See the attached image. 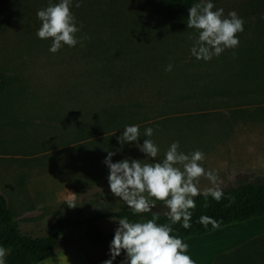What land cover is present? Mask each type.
I'll return each mask as SVG.
<instances>
[{"label": "rangeland", "instance_id": "374dc122", "mask_svg": "<svg viewBox=\"0 0 264 264\" xmlns=\"http://www.w3.org/2000/svg\"><path fill=\"white\" fill-rule=\"evenodd\" d=\"M212 2L225 16L236 11L244 31L235 50L204 62L190 54L196 30L153 0H82L72 11L82 25L77 37L88 39L55 54L36 37V13L49 0H0V195L24 235L46 236L58 219L129 209L109 190L107 151L120 150L113 162L151 161L118 144L125 125H140L141 144L152 127L161 157L177 141L186 154L203 152L218 181L201 177V191L264 182V0ZM104 56L115 69L108 80L85 64ZM167 211L161 202L151 210ZM117 221L100 226L114 235ZM84 232L72 228L60 252L39 264L83 263L68 251L102 264L109 244L94 248Z\"/></svg>", "mask_w": 264, "mask_h": 264}, {"label": "clouds", "instance_id": "9594fccd", "mask_svg": "<svg viewBox=\"0 0 264 264\" xmlns=\"http://www.w3.org/2000/svg\"><path fill=\"white\" fill-rule=\"evenodd\" d=\"M82 0H49L48 6L37 11L40 27L36 37L50 40L48 51L57 53L65 46L74 48L87 36L77 37L82 25L78 26L73 7L79 8ZM187 29H195L196 37L190 54L197 60L209 62L226 50L239 46L238 33L244 31V21L236 11L224 15L223 8H216L212 0H198L188 8ZM234 54V52H233ZM169 64L166 71H172ZM140 125H125L117 142L121 146H134L145 155L149 163L139 159H123L113 162V156L120 151H107L103 161L108 168L110 192L132 210L133 216L149 213L161 202L168 211L170 223H158L159 216L152 214L151 219L130 221L127 217L117 221L113 239L109 243L108 256L102 264H114L124 253L121 264H194L187 254L188 245L175 234L173 225L179 223L184 229L191 225L192 211L196 208L194 197L201 195L207 200L211 197L219 202L224 193L218 187L203 191L198 187L201 177L216 185L218 176L215 170H206L202 162L205 154L199 150L192 153L180 151L179 142H172L160 154L159 147L153 142V128L147 127L140 143ZM205 228L210 224L213 229L220 222L208 216L198 220ZM6 249L0 247V264H5Z\"/></svg>", "mask_w": 264, "mask_h": 264}, {"label": "trees", "instance_id": "16d2710c", "mask_svg": "<svg viewBox=\"0 0 264 264\" xmlns=\"http://www.w3.org/2000/svg\"><path fill=\"white\" fill-rule=\"evenodd\" d=\"M157 7L171 20L187 29L188 8L198 0H153ZM193 31L194 29H188ZM122 43L116 41L114 44ZM118 45L115 46L117 51ZM112 56H104L98 64L93 61L85 64L91 71L103 79L113 77L115 71ZM91 74V72L89 71ZM224 195L219 202L208 198V207L205 199L198 195L194 197L196 208L192 211L191 227L184 229L179 223L173 225L175 234L185 242L187 239L202 237L221 228L237 223L247 222L264 217V182H247L236 188L221 190ZM153 212L133 216L131 209H121L116 212H95L91 217L74 220L71 218L58 219L50 228L48 235L34 237L21 232L19 222L9 206L4 195H0V247L6 249L5 264H39L61 250V243L67 233L74 227H84L82 238L94 248H100L110 243L112 234H106L100 226L101 221L127 217L130 221L151 219ZM158 223H170L167 215L158 214ZM201 216H208L220 222V227L213 229L209 224L207 228L198 223Z\"/></svg>", "mask_w": 264, "mask_h": 264}, {"label": "crops", "instance_id": "0c3cea01", "mask_svg": "<svg viewBox=\"0 0 264 264\" xmlns=\"http://www.w3.org/2000/svg\"><path fill=\"white\" fill-rule=\"evenodd\" d=\"M185 242L194 264H264V217L226 226ZM70 252L78 253L83 262L79 264H90L83 252L65 253Z\"/></svg>", "mask_w": 264, "mask_h": 264}]
</instances>
